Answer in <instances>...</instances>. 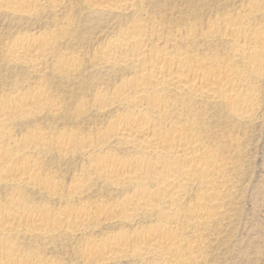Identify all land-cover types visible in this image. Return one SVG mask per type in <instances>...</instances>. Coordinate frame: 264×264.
I'll use <instances>...</instances> for the list:
<instances>
[{"label": "bare ground", "instance_id": "bare-ground-1", "mask_svg": "<svg viewBox=\"0 0 264 264\" xmlns=\"http://www.w3.org/2000/svg\"><path fill=\"white\" fill-rule=\"evenodd\" d=\"M46 1L53 9L59 7L62 0ZM141 1L87 0L86 5L101 11L129 13L136 11ZM41 2L0 0V11L28 17L43 9ZM243 15L236 18L222 16L219 21L224 25L223 30L215 26L220 22L209 24L206 31L194 23L173 28V31L166 30L164 35L161 30L155 37L149 34L157 30L154 23L148 24L144 18L135 17L129 30L120 32L100 49L98 56L96 54L100 60L99 68L125 72L110 93L98 94L89 106L94 112L107 114L108 123L93 133V142L86 140L90 134L84 141L76 140L74 134H65L53 141L52 146L60 156L78 153L89 159V167H86L93 177L85 176V182H93L92 178H95L94 181L100 180L117 191H125L121 200L116 199L110 205L98 201L95 211L110 209L124 226L131 225L136 219L142 221H137L132 229L118 231L104 242L85 245L82 256L86 260L100 254L106 255L104 261L130 258L143 264L147 261L152 264H198L204 259L207 232L211 224L224 215L225 205L228 206L227 193L231 190L226 186L230 170L229 160L221 151L224 149L222 135L217 136L219 132L215 135L211 125L215 115L213 110L222 109L229 119L237 122L249 119L255 109L252 104L254 88L249 82L264 79V32L256 31L249 24V16ZM53 37L24 34L7 46L6 60L22 64L36 73L41 61L47 59L54 47ZM214 39L227 41L230 51L220 54L224 50L219 53L218 49L212 48L214 44L211 46ZM230 63L233 66L241 64L242 68L239 65L232 67ZM78 67L76 59H63L56 70L60 74L74 73ZM25 88H15L7 97L0 94V182L15 188L41 183L49 189L54 186L51 185L53 177L51 181L46 177L43 180L41 171L35 166L36 160L19 161L25 156V149L30 154L41 155L47 152L52 141L49 143L41 130L32 131L23 149L21 143L12 141L13 132L10 131L16 123L36 119L45 111L55 112L59 107L46 87V90L40 85ZM114 149H123L126 153L121 151L124 154L119 156ZM76 184H71L68 195L80 197L87 193L88 188ZM92 214L95 212L89 206H80L75 218L69 213H35L20 203L0 208V264H46L42 258L13 254L16 238L24 235L49 237L55 231L65 229L64 223L86 226Z\"/></svg>", "mask_w": 264, "mask_h": 264}, {"label": "rangeland", "instance_id": "rangeland-1", "mask_svg": "<svg viewBox=\"0 0 264 264\" xmlns=\"http://www.w3.org/2000/svg\"><path fill=\"white\" fill-rule=\"evenodd\" d=\"M142 1L139 4L142 8L139 5L136 8L137 13L135 10L129 13H116L107 9L106 11L91 9L86 5L87 0H62L59 7L53 9L48 7V1L40 0L41 4L44 5L43 9L28 17L12 16L0 11V94L2 97H7L17 88V90H24L28 86L40 85L42 88H47L45 90L49 95H52L50 98L53 99L54 103L59 104L60 102V105L57 104L59 110L57 109L56 113L45 111L36 119L14 124L12 126L14 130L11 128L10 131L14 134V136L11 134L12 141L16 140L19 145L21 143L20 146L23 149L32 131L40 132L41 130L40 133L49 139L48 142L52 141L47 152L41 155L30 154L25 149L23 153L25 156L21 158L19 163L25 159L36 160L35 166L37 165L36 168L39 169V172L41 171L42 179L44 180L45 177L50 181L53 179L51 185H54L52 186L54 188L47 189L41 183L39 185L37 183L34 187L21 185L15 188L11 187L9 183L0 182V208L5 209L20 203L35 213L42 211L57 214L69 213L70 215L73 214L74 218L77 216L80 206H89L95 212L91 215L92 217L86 226L74 227V224L64 223L66 230L59 229L49 237L42 236L41 239L40 236L24 235L16 238L13 242V248L15 247L12 248L13 254H22L35 259L42 258L47 262L46 264H139L140 261L130 260V258L104 261L106 255L103 254L104 257L100 254L92 260H86L82 256L87 246L104 242L120 230L132 229L135 227L134 224L142 220L136 219L129 225L130 227L126 225L125 227L120 220L115 218L116 214L110 212V209L109 211L108 208L95 211L96 203L103 202L110 205L116 199L121 200L125 196V191H117L114 187L98 179V181H94L95 178H92L93 182H85L84 179L89 178L90 175L89 164L87 163L89 159L82 157L83 155L78 156L81 155L78 153H74L73 156H60L55 146H52L56 139L65 134V136L74 134L73 136L77 137L74 138L79 141H84L85 137L90 134L89 140H86L93 142L95 141V137H93L95 132L107 125L109 116L105 113L94 112L89 106H92L93 100L99 95L106 92L110 93L113 85L125 76V72H111L99 68L101 65H99L100 60L97 56L101 51L100 49H103L112 38H116L120 32L129 30L133 18L136 17L135 19L140 18L141 20L144 18L143 20L148 24L154 23L155 30H157L154 32L152 30L154 35L149 34L155 37V35H160L159 31L161 30L164 35L166 30L173 31V28L175 30L180 26L182 28L191 24L194 25V23L197 28H203V31H206L209 24L220 22L215 26L218 28L220 26L219 29L223 30L224 25L219 19L232 16V18H236L238 15L247 13L243 16H249L250 26L256 31L264 32V0H254L255 3L252 0ZM249 12L253 14L251 15ZM213 19L214 21H212ZM187 21L189 22L186 23ZM24 34L54 36L53 46L55 48H52L54 51H50L48 60L41 61L39 71L36 70V73L26 66L23 68L22 64L6 60L5 49L7 46L14 44ZM213 41L211 43V46L214 44L212 48L218 49V52L224 50V53L221 51L220 54L230 51V45L229 43V46L227 45V41L218 39ZM52 56L54 57L52 58ZM63 59H76L80 67L74 73L61 72L60 74L56 68ZM238 65L242 68L241 64H235V66L231 64L232 67H239ZM42 75L43 79L45 78L44 81L41 78ZM38 78L40 79L38 80ZM249 84L250 87L254 88L252 104L255 105L254 115L250 117L251 119L237 122L229 119L224 110H213L215 113L211 119V125L214 128L213 133L217 135L219 132L217 136L222 135L221 141H225V144L223 141L221 142L222 149L224 148L221 150L223 157L226 160L228 158L229 162L231 161V164L228 162L230 170L228 175L230 176H227L228 179L226 178L228 182V184L226 182V186L228 190H231L226 192L228 194V200L226 199L228 206L225 205L224 215L209 227L207 241L204 242V259L198 264H264V79L251 80ZM83 110H87V112ZM225 145L226 147H224ZM114 151L119 156L126 153V150L123 149H114ZM90 177L93 176L90 175ZM80 179L83 183L79 182ZM71 184L73 186L79 185L80 188H88L87 193H84L86 196L84 194L80 197L68 195ZM40 185L42 186L39 187ZM152 263L147 261L144 264ZM140 264L143 263L140 262Z\"/></svg>", "mask_w": 264, "mask_h": 264}]
</instances>
